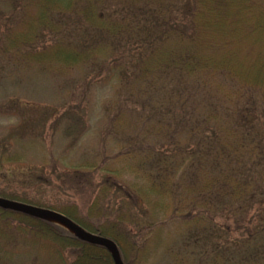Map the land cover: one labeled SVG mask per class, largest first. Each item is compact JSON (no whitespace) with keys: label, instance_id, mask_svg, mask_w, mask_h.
<instances>
[{"label":"trees","instance_id":"obj_1","mask_svg":"<svg viewBox=\"0 0 264 264\" xmlns=\"http://www.w3.org/2000/svg\"><path fill=\"white\" fill-rule=\"evenodd\" d=\"M4 5L9 16L23 14L5 54L54 70L78 67L83 78L70 99L81 104L95 85L112 89L102 134L117 150L110 160L101 156L58 176L94 193L85 212L76 203L27 199L4 188L0 197L62 213L112 240L123 264H149L174 246V264H264V84L246 81L236 63L251 55L249 13L263 1ZM115 162L121 164L111 167ZM12 230L48 239L72 253V264H114L103 246L0 208V235Z\"/></svg>","mask_w":264,"mask_h":264},{"label":"rangeland","instance_id":"obj_2","mask_svg":"<svg viewBox=\"0 0 264 264\" xmlns=\"http://www.w3.org/2000/svg\"><path fill=\"white\" fill-rule=\"evenodd\" d=\"M261 1L263 6L249 13L254 31L253 38L245 42L250 45L246 48L251 55L242 53L236 63L246 81L264 84V0ZM4 3L0 0V189L27 199L76 203L85 212L94 193L87 186L76 191L74 186L62 184L58 176L63 179L71 166L100 161L101 156L110 160L116 153V144L104 141L102 134L105 127L108 129L104 101L113 91L95 85L86 104H81L70 99L72 85L83 78L78 67L54 70L41 62L34 65L30 58L18 54H5L2 49L6 38L18 29L15 21L21 20L23 14L9 16ZM118 164L121 162L111 163V167ZM37 219L75 235L57 220ZM20 234L12 230L0 235V264H72V253L67 254L48 239L35 238L29 230ZM177 251V246L170 252L160 249L149 264H174L171 253Z\"/></svg>","mask_w":264,"mask_h":264},{"label":"water","instance_id":"obj_3","mask_svg":"<svg viewBox=\"0 0 264 264\" xmlns=\"http://www.w3.org/2000/svg\"><path fill=\"white\" fill-rule=\"evenodd\" d=\"M0 208L22 213L25 215L41 218V219H54L57 220L64 225H66L71 232L75 234L76 237L81 239L84 242L93 244V245H100L105 247L111 254L114 264H123L118 247L115 242L110 239L100 237L94 235L90 232L85 231L83 228L75 224L72 220L66 217L64 214L44 209L32 205H28L25 203L9 200L0 197Z\"/></svg>","mask_w":264,"mask_h":264}]
</instances>
